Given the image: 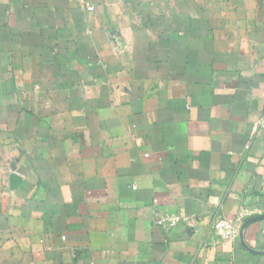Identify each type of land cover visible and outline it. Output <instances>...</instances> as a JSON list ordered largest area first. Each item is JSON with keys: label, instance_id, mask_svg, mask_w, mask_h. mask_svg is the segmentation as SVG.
Here are the masks:
<instances>
[{"label": "crops", "instance_id": "obj_1", "mask_svg": "<svg viewBox=\"0 0 264 264\" xmlns=\"http://www.w3.org/2000/svg\"><path fill=\"white\" fill-rule=\"evenodd\" d=\"M0 264H264V0H0Z\"/></svg>", "mask_w": 264, "mask_h": 264}, {"label": "built area", "instance_id": "obj_2", "mask_svg": "<svg viewBox=\"0 0 264 264\" xmlns=\"http://www.w3.org/2000/svg\"><path fill=\"white\" fill-rule=\"evenodd\" d=\"M89 9L94 10L95 8L90 6ZM181 219L182 217L180 215H171L163 218L162 222H165L168 226H174ZM240 222L239 218L236 220H230L223 218L222 216H218L214 224L217 236V238H215V242L218 243L221 240L236 237L239 233Z\"/></svg>", "mask_w": 264, "mask_h": 264}]
</instances>
